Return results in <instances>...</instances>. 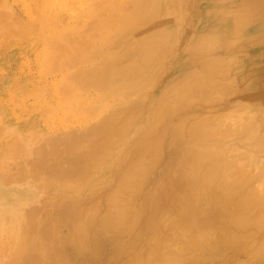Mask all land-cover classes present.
I'll return each instance as SVG.
<instances>
[{
    "label": "bare ground",
    "instance_id": "6f19581e",
    "mask_svg": "<svg viewBox=\"0 0 264 264\" xmlns=\"http://www.w3.org/2000/svg\"><path fill=\"white\" fill-rule=\"evenodd\" d=\"M227 2L226 0H0V6L2 4L5 6L0 10V16L2 14L0 19L7 24L6 26L0 24V27L1 25L6 29L9 27L11 34L18 36L17 31L13 33L14 28V31H11L12 24L9 22V25L7 20H14L12 23L17 22L12 26H17L18 29L23 23L22 20V23L20 21L18 23V17L13 15L10 17L11 10L14 14H22L20 17L25 20L26 24H23L27 25L25 27H28L27 23L30 24L35 20L50 24L52 22V27L44 23L45 28H51L45 31H41L43 29L41 23L39 25L41 30L37 25L39 32H36V28V30L32 29L34 27H31L32 23L30 24L31 29L43 37L45 43L42 42L41 46L43 48L46 44V51L43 49L47 53L50 50H47L48 40L56 39L58 42L59 39L60 44L62 40L64 44L69 41V36L76 35L79 39L86 36L85 29L88 28V32L89 29L94 30L101 41L98 39L97 45L92 46L93 48L87 47L90 51L87 55L84 53L83 57L93 63L78 72H69L73 73L69 76L71 78L69 81H67L69 78L64 76L67 82L63 80L65 82H63L65 84L63 91L73 94L74 97L80 96L82 92H77V87L83 82L86 88L92 87L104 91L103 96L101 91L100 94L95 93L96 97L101 95L97 98L103 99L104 95H109L112 100L111 103L105 104L107 109L105 117L97 123L93 121L94 124L86 129L79 126L80 128L75 127L72 130V127L65 131L64 127L60 134H57L58 130L56 136L52 135L54 137L50 136L51 133H47L48 137L43 138V141L39 138L45 147L40 143L42 151L38 154V160L31 163H36L33 166L37 165L38 171L42 169L41 179L47 175L44 178L48 180L51 177L49 183L51 179L54 180L53 185L50 183L51 188L45 187L47 191L52 189L53 195L51 198L46 194L47 191L46 193L42 191L45 195L41 192L44 198L46 195L47 199L51 198L44 199L47 200L44 201L48 205L47 207L45 205L47 209L40 204L43 201L38 202V205L44 207H41L42 210H46L45 214L39 209L40 205H31L30 202V207L36 206L42 213L39 217L34 214L36 218L42 217L38 222L34 217L30 218L33 215L27 214L29 209H26L25 203L23 211L27 210L26 213L21 207L25 199L30 201L32 188L28 187L25 192L9 194L12 199L20 202L21 205L17 203L16 205L21 214H25L23 220L26 214L32 220L29 223L26 222L28 219L21 220V224L22 221L23 224L28 223V225L24 224L27 226H25L27 230L23 229L25 233H21L20 230L21 234H25L22 235L23 239L27 236V242H21L26 243L28 248L26 252L22 246L26 253L24 252L25 257H22L23 262L20 263L23 250H20V254L19 251L14 250L17 252L11 254L14 264H79L78 260L74 259L76 255L72 256L74 260L68 256L64 257L63 254L68 250L66 247H70L73 254L76 253L78 256L85 254L92 258L101 251V243L105 238L113 242L112 244L110 241L111 245H114V251L110 252L112 256H109V260L107 258L104 264H204L210 259L209 257L211 260L216 257L215 259L219 261L223 256L226 261H231L227 264H264V51L260 52L262 55L259 58H253L256 44L260 39L264 40V26H260L264 24V18H257L261 16L257 11L258 5L252 9V12L244 11L242 8V11L234 17L231 7L236 6V3L227 4ZM238 3L243 7V2ZM246 4L249 8L254 7L252 0H246ZM5 10L10 12L6 13ZM3 12L9 14L7 16L10 20L3 19ZM33 12L37 16L32 15ZM24 28L22 27L23 30ZM27 34L26 31V37L19 35L22 40H27ZM36 34V37H40ZM31 37H34V34L31 33ZM56 40L53 42L56 43ZM93 40L96 39L92 38L90 42ZM86 42L90 43L88 40ZM262 43L259 42L260 45ZM4 46L2 45L3 48ZM80 49H75L78 55L76 54V57L74 55L73 58V63L81 62L75 65L78 69L87 61L81 58V50L84 49ZM58 50L54 53L51 50L52 54L49 55L53 58L47 57L46 60L40 47L35 50L44 56L43 64H48L47 60L51 61L47 70L46 67H44L45 71H40L43 70L41 67L40 70L37 68L43 76L52 75L54 71L56 74V70L62 69V58L67 56L61 52V49ZM38 56L37 58L42 57L39 54ZM35 60L37 64L41 63L39 59L35 58ZM43 64L39 66H45ZM70 69L67 72L73 70ZM29 76L31 79L32 74ZM46 81L52 80L46 79ZM61 81L59 80L60 83ZM56 82L57 86L51 85L53 86L51 89H54L52 92H55L56 87L57 89L61 87H58L60 83ZM46 87L44 89H47ZM27 88L30 89V86ZM238 89L242 93L237 95L236 99L233 97L234 101L229 102L231 103L229 108L238 104L247 106L241 109L240 106H235L239 110L233 108L234 112L232 110L228 112L229 109H226L228 113H225V110L222 113L229 105H226L228 102L224 105L221 101L223 98L220 97L227 92L231 95V92L235 93ZM230 95L228 97L231 99ZM72 96L70 97L74 99ZM77 97L76 99L79 98ZM82 97L84 101L90 102L86 103L90 105L88 108L93 109L96 103L93 106L90 97ZM228 97L225 99H229ZM23 98L19 100L24 101ZM50 99L53 100L51 97ZM80 99L81 97L79 101H75L76 106L78 102L83 101ZM241 99L247 102L241 104L245 102L240 101ZM207 102L210 105L215 104H212L211 109L204 108ZM59 104L60 107L62 106L60 111H64V106L67 104ZM83 104L84 107L88 106H85V102ZM54 107L57 108L59 105ZM95 108L91 110L93 113L96 112ZM51 111L54 109L51 108ZM193 115L197 116L194 120L187 119V117L194 118ZM2 125L1 123L0 128L6 127L5 124L4 127ZM7 128L0 130L7 133V130L13 126ZM18 142L15 140L14 144L22 146V143ZM30 147H27L29 152ZM40 148L37 149L41 150ZM35 155L32 154V157ZM32 159L30 160L29 157L28 161ZM30 165L28 163L31 170L32 165ZM36 174L39 175L38 172ZM28 175L25 174V180L26 176L28 179L35 178ZM37 178L32 182L30 180V183L36 181V185L41 188L43 183L40 184ZM44 178L43 180H46ZM25 180L19 183L16 180L17 183L13 184L22 186L26 184V182L22 184ZM1 182L2 180L0 184L3 185ZM43 182H45L43 185H49L46 181ZM3 183L5 184L4 181ZM36 185L34 187L38 189ZM0 198L5 200L3 197ZM16 205L15 208L12 205H9L12 208L7 206V209L10 208L7 212L5 211L7 209L4 210L10 218L13 209H17ZM17 213L19 215V212ZM17 213L15 212L13 217ZM1 214L0 217L4 215ZM38 214L40 213L37 211ZM3 217L0 219L1 222ZM16 221L20 224V220ZM65 227L68 228L67 233H61ZM12 240L15 242L16 238ZM65 249L67 250L64 251ZM14 255L17 256L18 263L15 262L17 259L13 257ZM10 260L11 258L8 259ZM11 262L8 263L13 264ZM210 262L209 264H212L213 261Z\"/></svg>",
    "mask_w": 264,
    "mask_h": 264
},
{
    "label": "rangeland",
    "instance_id": "374dc122",
    "mask_svg": "<svg viewBox=\"0 0 264 264\" xmlns=\"http://www.w3.org/2000/svg\"><path fill=\"white\" fill-rule=\"evenodd\" d=\"M2 1V0H1ZM225 1V0H224ZM228 1V2H227ZM230 1H232V0H226V2H227V4L229 3V4H234V3H236V6H232L231 8V12H233L234 13V17L239 13V12H241L242 11V8H244V11H251L252 12V9L253 8H255V7H257V5H258V10H257V8L255 9V10H257V11H259V13L258 14H260L261 16L260 17H257V18H264V15H262V14H264V0H252V3H253V6L254 7H250L249 8V5L250 6H252V4L251 3H249V5L248 4H246V0H243V1H241V0H234V1H232V2H230ZM243 2L244 4H243V7L241 6V4L239 5V3L238 2ZM27 3V2H26ZM28 3H29V1H28ZM13 4V3H12ZM246 5H248V6H246ZM4 5L2 4L1 6H0V10H2L4 7H3ZM260 6V7H259ZM262 6V7H261ZM13 7L14 8H16L17 9V7L13 4ZM246 7V8H245ZM14 8H13V10H14ZM6 9V8H5ZM8 10V9H7ZM6 11V10H5ZM10 12V10L7 12L6 11V13H9ZM5 13V14H6ZM3 14H4V12H3ZM5 14H4V17H3V19H5V20H7V19H9L10 20V18H9V16H7V15H9V14H6V16H5ZM20 14L21 13H16V14H14L13 12H12V10H11V12H10V17H12V15L13 16H15L16 18H17V21H18V23H19V21L21 22V20L23 21V23L22 24H20V27H21V25H22V27L24 28L25 26H27V25H23V24H26L24 21L25 20H23V17H20ZM22 15V14H21ZM32 15H36L37 16V14H35L34 12H33V14ZM1 16H2V14H1ZM0 16V17H1ZM15 17H13V18H15ZM33 17V16H32ZM7 18V19H6ZM12 18V19H13ZM18 19H20V20H18ZM31 19V18H30ZM16 20V19H15ZM14 21V20H13ZM12 20L11 21H8L7 20V23L10 25V23L13 25V24H15L16 25V23L17 22H15V23H12L13 22ZM2 22V23H1ZM10 22V23H9ZM32 23V24H31ZM30 24L32 25H30L29 23H27L28 24V27H25L24 28V30L22 29V27L20 28V29H22V30H20V29H18L17 28V26H12V25H10L11 27H12V29H11V31H14L13 30V28L15 29V31L13 32V33H19L22 37L23 36H25L26 35V31H27V35H28V37H27V40H22V37L17 33V35L18 36H16L15 34H11L12 32H10V30H8V29H10L9 27H7V29H6V27H3V25H1V27H0V37H2V38H0V124L2 123L4 126H6V127H4L3 125H2V127H4L5 129L8 127L9 128V126L10 127H12L13 126V128H9V130H7V133H6V131H3L4 130V128H0V129H3V130H0V178H1V176H3V178H1L0 180H2V184L3 185H1L0 184V188H2V189H0V197H3L5 200H2L1 198V202H0V208H2L3 209V211L5 210V209H7L6 207L7 206H11L12 205V207H14L15 208V205H16V203L19 205L20 204V202L18 201V200H16V199H12L11 198V194H13V193H15V192H18V191H22V192H25L26 190H27V188L28 187H30V188H32V190H31V192L32 193H30V201L28 200V199H25L24 200V202L23 203H21L20 205H21V207H23L22 208V211L24 210V208H25V205H26V209H29L28 210V212H27V214H29L30 216H32V217H30L29 215H27L26 214V217H25V220H23L24 219V217L23 216H25V214L23 215V214H21L22 212L17 208V205H16V208L17 209H13V213H11L10 215L12 216V218H10L9 216H8V214H6L5 213V211L7 212V211H9L8 209H10V208H12V207H8V209L7 210H5L4 212L3 211H1L0 212V214L1 213H5L3 216H1L0 217V219H2V217L4 218L3 219V221L1 222V220H0V222H1V224H0V263H2V264H10V263H8V262H13L14 261V259L12 258V256H11V254L13 253V252H15L14 250L16 249V251H19L18 252V254H20V250H23V252L21 251V254L23 255H20L21 257V259L20 260H22V261H19L18 260V258H17V256L16 255H14L13 257H15V259H17L15 262H17L18 263V261H19V263L20 262H23V258L22 257H25V255H24V252H25V250H24V248L26 249V248H28L27 247V245H25L26 243H24L25 241L27 242V236L26 237H24L25 239H23L22 237L25 235V234H21V233H25V231L23 230V229H25L27 226L26 225H28V223L30 222V218H33L34 217V214L36 215V216H41V211L39 212V209H43L44 207H45V205H46V207L48 206L46 203H44V201L46 202L47 200H49V199H51L52 197H51V195H53L52 193V189H48V191H47V189L45 190V187H49L50 186V183H52V185H53V181L54 180H52L51 179V181H50V183L48 182V180L51 178L50 176V178H48V180H47V178H44V177H46V176H44L43 178L44 179H46V180H43V178L41 179V177L43 176V175H40V172H41V174H42V169L40 168V170L41 171H38V167H37V165L34 167L33 165L34 164H36L35 162H34V164L33 163H31V162H33V161H36L37 162V160H38V157H39V153H40V151H42V145H44L43 147H45V144H43V142L41 143L40 141H43L44 139H45V137L47 136L48 137V134L47 133H51V135L50 136H52V135H54V136H56L57 134H60L62 131H63V128L65 129V131L66 130H70V128H72L73 127V129L72 130H74V128L76 127V128H80V127H83V129L85 128L86 129V127H88L89 125H92V124H94V123H92L93 121L95 122V123H97V122H99V121H101L104 117H105V115H106V113H107V109H106V106H105V104L107 105L108 103H111L112 102V100H111V97L109 96V95H104V97H103V99H99V98H97V97H99V96H101V95H99V96H97L96 97V95H95V93L96 94H100V92L99 91H101V94H102V96H103V92H102V90H98V89H92V87H88V88H86L85 87V85H84V83L83 82H81V84H79L80 82L78 81V84H79V86L77 87V92L78 91H80V92H82V93H80V96L79 95H76V96H78L79 98L81 97V99L80 100H83L84 98L82 97V96H85V97H90V101H91V104H93V106H94V104H95V106H94V108L95 107H97V109H96V112H98V113H96L95 111H94V113L91 111V110H93L94 108L92 107V105H91V107L93 108V109H89L90 107V105H88V104H86V103H90V102H86V101H80V102H78L79 101V98L78 99H76V96L74 97V96H72L73 94H69V93H64V91H63V88H64V86H65V82H67V81H69L71 78L69 77V76H71L73 73H75V71L76 72H78V71H80L82 68H85V67H87L90 63H93L92 61H88L87 59V61L85 60V58L83 59V57L85 56V55H87L88 53H89V51L90 50H88L89 48H87V47H92V46H95V45H97V43H98V39H100V41H101V38H97V33H95V31L94 30H92V29H89L90 31V33H92V34H88L89 32H88V28L87 29H85L84 30V32H85V35L84 34H82V36L84 35L85 37H83V38H79V39H77L78 37H76V35H72V37L71 36H69L68 37V40L69 41H67V42H65L66 44H68V45H66L65 43L63 44V40H62V43L60 44V42H59V39H58V42H57V40L56 39H53L52 41L51 40H48V41H46V43H48L47 44V47H49V48H47V50L48 49H50L49 50V53H47V52H45L46 51V44H44V46L45 47H43L44 49H45V51H44V49L42 48V46H41V43L43 42V37H41L40 36V34L39 33H37L38 34V36H40V37H36L35 36V31L34 30H32V29H37V25L39 26L40 25V23H41V27L43 28L42 30H41V27L39 26L38 27V29L40 28V30L41 31H45V30H47V29H51L50 27H52V22H51V24H50V22H40V21H37V20H35V21H32ZM33 23H36V24H33ZM38 23V24H37ZM44 23H45V25H47V26H50L49 28H45V25H44ZM47 23V24H46ZM0 24H4L5 26L7 25L6 24V21H5V23H3V20H1L0 19ZM18 25V24H17ZM34 25V26H33ZM36 25V26H35ZM34 27V28H32L31 29V27ZM46 26V27H47ZM260 26H264V24H261ZM16 27V28H15ZM6 29V30H5ZM20 30V32L18 31V30ZM35 29V30H36ZM38 29L36 30V32L38 31ZM5 32V34L3 35V33ZM17 31V32H16ZM34 31V32H33ZM92 31H94V32H92ZM25 32V34H23ZM39 32V31H38ZM31 33L32 34H34V37H31ZM94 33H95V35H96V37L94 36ZM8 34H10V35H8ZM36 34V35H37ZM20 36V37H19ZM94 39H96L95 41L93 40V42L92 43H94L95 42V44H92L91 42H90V40H92V38ZM11 37V38H10ZM26 37V36H25ZM24 37V38H25ZM42 38V39H41ZM87 38H89V39H87ZM26 39V38H25ZM82 39H83V41H84V43H85V45H83L84 43H83V41H82ZM11 40V41H10ZM56 40V43H58V44H56L55 42H53V41H55ZM74 40V41H73ZM76 40V41H75ZM86 40H88V42H90V43H87L86 42ZM261 40V39H260ZM259 40V42H264V40H261L260 41ZM1 41H2V43H1ZM30 43H29V42ZM80 41H81V43H83V44H81L80 43ZM9 42H10V44H9ZM49 42H51V44H49ZM78 42V44H76ZM259 42L256 44L257 45V47L255 48V50L253 51V48H252V51H253V58H259L262 54L260 53V52H262V51H264V47H262V46H264V43H262L261 45L259 44ZM6 43H8V44H6ZM19 43V44H18ZM26 43V44H25ZM43 43H45V42H43ZM54 43V44H53ZM4 44H5V46H4ZM18 44V47L16 46ZM71 44V45H70ZM73 44V45H72ZM91 46H90V45ZM2 45L4 46V48L2 47ZM8 45V47H6ZM21 45V46H20ZM43 45V44H42ZM50 45V46H49ZM61 45V46H60ZM64 45V46H63ZM66 45V46H65ZM52 46V47H51ZM14 47V48H13ZM40 47V51L42 52V54H44L46 57H45V60H46V58L48 57V59H51V58H53L52 56H50L49 54H52V51H53V53L54 52H58L59 50L58 49H61V52L65 55V56H67V58L66 57H63L62 58V65H61V67H62V69L61 70H59V71H62L63 72V77H61L62 76V72H59L58 70H56V74H54L55 73V71L53 72V76L51 75H47V74H44V76H45V78H44V76L40 73V72H38V70H40L41 68H43V70H40V71H45V68L44 67H46V70L48 69V67L50 66V60H47L48 61V64H49V66H48V64L46 63V64H43L44 62L43 61H45L44 60V56L41 54V52H37V51H39V50H37V51H35L36 49H38ZM61 47V48H60ZM69 47V48H68ZM76 47V48H75ZM81 49H84V50H81ZM98 47H100V44H99V46ZM260 47V48H259ZM52 48V49H51ZM57 48V49H56ZM87 48V49H86ZM93 48V47H92ZM71 49V50H70ZM75 49H80L81 51H82V56H81V58L83 59V60H85L86 61V63L84 64V62L82 61V59H80V61H82L83 63L81 64L82 65V67L81 66H79V68L80 69H78V67H76L75 65L76 64H80V63H73V58H74V55H75V57L78 55V53H76V51L77 50H75ZM45 52H43V51ZM52 50V51H51ZM70 50V51H69ZM88 51V52H86V51ZM92 50V49H91ZM10 51V52H9ZM17 51V52H16ZM36 53H35V52ZM66 51V52H65ZM95 51H97V50H95ZM252 51H251V54H252ZM259 51V52H258ZM9 52V53H8ZM22 52V53H21ZM25 52H26V54H25ZM68 52H71V53H68ZM7 53V54H6ZM47 53V54H46ZM84 53H85V55H84ZM10 54V55H9ZM22 54H24V55H22ZM30 54V55H29ZM36 54H37V56H36ZM38 54L40 55V57L42 56L43 57V60H42V57L41 58H37V57H39L38 56ZM72 54V55H71ZM77 54V55H76ZM7 55V56H6ZM29 55V56H28ZM48 55V56H47ZM63 55V56H64ZM25 56V57H24ZM73 56V57H72ZM24 58H25V60H24ZM35 58L38 60L39 59V61H41V63H39L38 62V64H37V61L35 60ZM65 58V59H64ZM10 59V60H9ZM64 59V60H63ZM72 59V60H71ZM97 59V58H96ZM95 59V62L97 61V60H99V58L96 60ZM68 60V61H67ZM70 60V61H69ZM27 63H26V62ZM35 63H34V62ZM65 61V62H64ZM72 61V62H71ZM29 62V63H28ZM64 63V64H63ZM71 63H73L72 65H71ZM88 63V64H87ZM33 64V65H32ZM41 64H43V65H45V66H39V65H41ZM84 64V65H83ZM20 65H21V67H20ZM30 65V66H29ZM65 65V66H64ZM67 65H69V66H67ZM86 65V66H85ZM3 66H5V68L3 67ZM24 66V67H23ZM74 66H75V68H74ZM29 69H28V68ZM33 67V68H32ZM39 67H41V68H39ZM67 67H69V68H67ZM70 67H71V69H70ZM37 68H39L38 70H37ZM66 68H67V70H72V71H68L67 72V70H66ZM11 69V70H10ZM27 69V70H26ZM26 70V71H25ZM29 70V71H28ZM34 70H35V72H34ZM66 72V74L67 75H65V72ZM4 71V72H3ZM33 71V73H31ZM38 72V74H37V72ZM58 71V72H57ZM12 72H14V73H12ZM71 72H73L72 74H70ZM8 73H10V74H8ZM23 73V74H22ZM45 73V72H44ZM46 73H48V72H46ZM69 73V74H68ZM6 74V75H5ZM29 74L31 75L32 74V78L30 79L29 77ZM33 74H35L34 76L35 77H33ZM61 74V75H60ZM42 75V76H41ZM59 75V76H58ZM2 76V77H1ZM5 76V77H4ZM14 76H16V77H18L17 79H16V77H14ZM22 76V78H19V77H21ZM29 76V77H28ZM52 77V79L50 78V77ZM64 76H66V78H69V79H67V81H65L66 80V78L64 77ZM7 77V78H6ZM47 77V78H46ZM49 77V78H48ZM54 77V78H53ZM59 77H61V79H62V81H61V79L59 78ZM36 78V79H35ZM57 80H56V79ZM65 78V79H64ZM18 79H19V81H18ZM21 79V80H20ZM41 79V80H40ZM42 79H44V80H42ZM46 79L47 80H52L51 82L50 81H46ZM59 80L61 81V83L59 82ZM65 82H64V81ZM11 81H16V82H12V83H17V84H15L16 86H18L19 85V87H15V85H13L12 83H11ZM23 81V82H22ZM33 81H35V82H33ZM36 81H37V83H36ZM41 81V82H40ZM56 81H58L59 83H60V85H58V87H60V88H58L57 89V87L55 88V92H52V91H54V89H51V88H53V86H51V85H56L57 86V82ZM6 82V83H5ZM21 82V83H20ZM46 82V83H45ZM50 82V83H49ZM57 84H56V83ZM64 82V83H63ZM8 83V84H7ZM42 83L45 85H42ZM10 84V85H9ZM32 84H34V85H32ZM48 84H50V85H48ZM62 84H64V85H62ZM13 85V86H12ZM40 85V86H39ZM43 87H42V86ZM55 85H54V87H55ZM81 85V86H80ZM30 86V89L29 88H27V87H29ZM38 87V88H34V87ZM47 86V87H46ZM23 87V88H22ZM47 88V89H44V88ZM80 87H83V88H80ZM85 87V88H84ZM12 88V89H11ZM17 89V90H16ZM23 89V90H22ZM27 89V90H26ZM28 89H29V91H28ZM37 89V90H36ZM48 89H50L49 90V92H46V91H48ZM79 89H81V90H83V91H81V90H79ZM241 89V88H240ZM240 89H238V90H236V92L235 93H233V92H231V95H230V92H227V93H225V94H223L222 95V97H220V98H223L221 101H222V103L224 104L225 102H228L226 105H229V104H231V103H229L230 101H234V98L235 97H237V95H239V94H241L242 92H239L240 91ZM31 90V91H30ZM61 90V91H60ZM92 90V91H91ZM98 90V91H97ZM24 91V92H23ZM57 91V92H56ZM59 91V92H58ZM86 91H88V92H86ZM91 91V92H90ZM232 91H235V90H232ZM14 92V93H13ZM22 92V93H21ZM27 92V93H26ZM31 92H33V93H31ZM61 92H63V94H61ZM84 92V93H83ZM99 92V93H98ZM55 93H60L59 95L57 94H55ZM78 93V94H79ZM92 93V94H91ZM233 93V94H232ZM5 96H7V97H5ZM23 94V95H22ZM32 94H33V96H32ZM36 94V95H35ZM49 94V95H48ZM65 94H67V95H65ZM91 94V95H90ZM226 94H229L230 95V97H231V99L228 97L229 95H226ZM15 95V96H14ZM27 95V96H26ZM41 95H43V97L41 96ZM45 95V96H44ZM56 95V96H55ZM68 95H69V97H68ZM90 95V96H89ZM225 95V96H224ZM23 96H24V98H23ZM31 96V97H30ZM36 98H35V97ZM67 98H66V97ZM70 96H72V97H74V99L73 98H71ZM91 96H93L92 98H91ZM229 98V99H225V98H227V97ZM4 97V98H3ZM10 97H12L11 99H10ZM19 97V98H18ZM40 97V98H39ZM50 97L51 98H53V100L52 99H50ZM60 97V98H59ZM62 97V98H61ZM20 98H23L22 100H24V101H20L21 99ZM28 98V99H27ZM64 98V99H63ZM68 98H71V99H68ZM83 98V99H82ZM105 98V99H104ZM3 99V100H2ZM9 99L11 100L10 102H9ZM18 99V100H17ZM20 99V100H19ZM33 99V100H32ZM40 99H41V101H40ZM56 99H57V101H56ZM68 99V102L66 101ZM73 99V100H72ZM92 99H95V101L94 100H92ZM236 99V98H235ZM29 102H28V101ZM39 100V101H38ZM55 100V101H54ZM61 102H60V101ZM71 100V101H70ZM76 100H78L77 102V106L80 108V109H78V107L76 106V103H75V101ZM111 100V101H110ZM223 100H226V101H223ZM229 100V101H228ZM242 100H244L245 102H241V104L242 103H246L247 101L245 100V99H241L240 101H242ZM43 101V102H42ZM93 101V102H92ZM238 101V100H237ZM236 101V102H237ZM240 101H238L239 103H240ZM250 101V100H249ZM248 101V102H249ZM24 102V103H23ZM28 102V103H27ZM39 102V103H38ZM41 102V103H40ZM49 102H51V104L53 105V103H56V104H54L53 105V107H51L52 105L51 104H49ZM66 102V103H65ZM72 102V103H71ZM74 102V103H73ZM85 102V106H87V107H84V103ZM108 102V103H107ZM237 102V103H238ZM8 103V104H7ZM23 103V104H22ZM45 103V104H44ZM59 103H61V105H62V103H64V104H67V106H64V111L63 110H61L60 111V109H62V106L60 107V104ZM211 103V102H210ZM221 103V104H222ZM39 106H38V105ZM42 104H43V106H42ZM63 104V105H64ZM69 104H71L70 105V107L72 106H76L75 107V109H74V107H73V110H72V107H71V109H69L70 107L68 106ZM98 104V105H97ZM212 104H215V103H212ZM210 105L208 102H207V104L205 103L204 104V108H210L211 106H213V105ZM224 104V105H225ZM51 105V106H50ZM57 106V105H59V107H54V106ZM82 105V106H81ZM97 105V106H96ZM235 105V104H234ZM233 105V106H234ZM243 105V104H242ZM242 105H240V104H238V105H235V106H240V109L241 108H244V107H246L247 105L246 104H244V105H246V106H242ZM105 106V107H104ZM232 107L231 109L229 108L230 107V105L229 106H227L226 108H224L223 109V111H222V113H224V110H225V113H228V112H230L231 110L233 111V108H235L236 110L238 109L239 110V108H236V107ZM32 107V108H31ZM47 107H48V109H50V111H48V109H47ZM85 109H84V108ZM89 107V108H88ZM3 108H4V110H3ZM43 108V109H42ZM51 108H52V110L54 109V111H51ZM212 108V107H211ZM210 108V109H211ZM17 109V110H16ZM23 109V110H22ZM41 109V110H40ZM44 109L46 110V111H44ZM98 109H99V111H98ZM226 109H229V110H227L226 111ZM234 109V110H235ZM79 112H78V111ZM81 110H83V111H81ZM87 110H88V112H87ZM18 111H19V113H18ZM63 111V112H62ZM73 111V112H72ZM76 111V112H75ZM86 112V114H85V112ZM220 110H218V112H219ZM2 112V113H1ZM5 112V113H4ZM15 113V114H12V113ZM32 112V113H31ZM42 112H43V114H42ZM47 112V113H46ZM234 112V111H233ZM236 112V111H235ZM41 113V114H40ZM52 115H51V114ZM77 113H79V114H77ZM84 113V114H83ZM92 115H91V114ZM217 113V111L215 112V114ZM9 116H8V115ZM32 114V115H31ZM62 114V115H61ZM64 114L66 115V116H64ZM90 114V115H89ZM97 116H96V115ZM212 114H214L213 112H212ZM6 115H7V117H6ZM18 115V116H17ZM68 115V116H67ZM81 115H83L84 116V118H83V116H81ZM39 116V117H38ZM189 116V115H188ZM195 115H193V117H194ZM20 117V118H19ZM51 117V118H50ZM63 117V118H62ZM66 117V118H65ZM70 117V118H69ZM197 116H195L194 118H189V117H187V119L188 120H194L195 118H196ZM198 117H200V116H198ZM3 118V119H2ZM18 118V120H15V119H17ZM38 118V119H37ZM47 121V123H45V120ZM62 118V119H61ZM81 118V119H80ZM7 119V120H6ZM55 119H57V120H55ZM61 120V121H59V120ZM67 119V120H66ZM11 120V121H10ZM20 120V121H19ZM43 120H44V122H43ZM63 121V122H62ZM67 121V122H66ZM69 121V122H68ZM74 121H79L78 123L77 122H74ZM9 122V123H8ZM42 122V123H41ZM52 122V123H51ZM85 122H86V124H85ZM18 123V124H17ZM25 123V124H24ZM28 123V124H27ZM59 123V124H58ZM65 123V124H64ZM69 123V124H68ZM72 123V124H71ZM88 123V124H87ZM43 124V125H42ZM47 124V125H46ZM52 124H54V125H52ZM71 124V125H70ZM81 124V125H80ZM83 124V125H82ZM49 125V126H48ZM64 125V126H63ZM73 125V126H72ZM14 126H15V128H14ZM57 126V127H56ZM80 126V127H79ZM85 126V127H84ZM69 127V128H68ZM7 128V129H8ZM50 128V129H49ZM14 129V130H13ZM58 130H59V132H58ZM4 132V133H2V132ZM16 131H18V133L16 132ZM61 131V132H60ZM41 132V133H40ZM43 132V133H42ZM54 132V133H53ZM58 132V133H57ZM55 133H57L56 135H55ZM14 134V135H13ZM5 135H7V137L5 136ZM13 135V136H12ZM12 136V137H11ZM54 136H52V137H54ZM60 136V135H59ZM13 138H14V141L15 140H17V142L19 141L20 143H22L21 145L22 146H20V145H18L17 144V146H16V143L14 144V141H12L13 140ZM15 138H17V139H15ZM18 138H20V140L18 139ZM37 138H38V141H39V138H42L40 141H39V143H38V141H37ZM44 138V139H43ZM30 141V143H28L29 141ZM37 142H36V141ZM5 141V142H4ZM25 141H27V143H25ZM31 141H33V142H31ZM4 142V143H3ZM18 142V143H19ZM9 143V144H8ZM19 143V144H20ZM37 144L36 146H34V144ZM42 145H41V144ZM6 144H8L7 146H6ZM23 144H24V146H23ZM26 144V145H25ZM39 144L41 145V146H39ZM10 145V146H9ZM30 147V146H34L33 148H31V150H30V152H29V150L27 149V147ZM41 147L40 149L41 150H38L37 148H39V147ZM3 147V148H2ZM15 147L17 148V149H15ZM24 147H25V149H24ZM29 148V149H30ZM7 151H6V150ZM12 149H13V151L15 152H13L12 151ZM15 149V150H14ZM19 149H21V150H19ZM27 149V150H26ZM34 149L36 150V151H34ZM44 149V148H43ZM17 150V151H16ZM33 150V151H32ZM24 151H25V153H24ZM26 151H28V152H26ZM37 151H39V152H37ZM8 152V153H7ZM32 152V153H31ZM23 153V154H22ZM29 153H31L30 154V160L32 159V158H34L35 156H36V158H34V159H32V161H28V159H29V157H28V155H29ZM34 153H36V155L34 154ZM19 154V155H18ZM26 154V155H25ZM32 154L33 155H35V156H33L32 157ZM12 155V157H10ZM25 157H24V156ZM19 156V157H18ZM26 159H24L23 157ZM18 157V160H20V162L16 159ZM28 157V158H27ZM32 157V158H31ZM20 158V159H19ZM21 159H23V160H21ZM36 159V160H35ZM17 163H16V162ZM22 162H25V163H22ZM6 163V164H5ZM28 163L29 164H31L30 166V168H31V170H33V171H35L34 173H30V172H33V171H31L30 169H29V167H28ZM22 164H23V166L25 167H23L22 166ZM7 165V166H6ZM9 165V166H8ZM11 165V166H10ZM18 165H20V167L18 166ZM12 166H13V168H12ZM17 169H16V168ZM24 168V169H23ZM4 169V170H3ZM9 169V170H8ZM10 169H12V170H10ZM2 170V171H1ZM23 170V171H22ZM24 170H25V172H24ZM28 170V171H27ZM29 170H30V172H29ZM37 170V171H36ZM5 172V173H4ZM16 172V173H15ZM30 174H29V173ZM39 173V175H37L36 173ZM21 173V174H20ZM17 174H19V175H17ZM25 174L26 175H28V177H35V178H32V179H28L27 178V176H26V180L24 179L25 178ZM36 174V175H35ZM6 175V176H5ZM10 176V177H9ZM18 176H19V178L21 179L20 181H19V178H18ZM24 176V177H23ZM5 177H6V179H5ZM36 177H38L37 178V181L39 182H41L40 184H45V182H43V181H46V183H49V185H47V186H45V185H41V188H40V186L38 187L36 184H37V182L35 181V182H33V183H30V180H31V182H32V180H36ZM10 178V179H9ZM15 178H18V179H15ZM5 179V180H4ZM8 179V180H7ZM27 179H28V182H26L27 181ZM42 181H41V180ZM17 180V182L19 183V182H21L22 180H25V181H23L22 182V184L24 183V182H26V184H23L22 186H20L19 184L18 185H15V184H13V183H17V182H15ZM3 181L5 182V184L3 183ZM10 181V182H9ZM11 181H14V182H11ZM7 183H8V185H7ZM9 183H12L11 185H9ZM21 184V183H20ZM39 184V183H38ZM39 184V185H40ZM4 185H7V186H4ZM27 185V186H26ZM32 185V186H31ZM34 185H36L37 187H38V189H36V187H34ZM51 185V186H52ZM15 186V187H14ZM17 186V187H16ZM51 186H50V188H51ZM10 187V188H9ZM21 187V188H20ZM15 188V189H14ZM33 188L35 189V190H33ZM40 188V189H39ZM44 188V189H43ZM45 192V191H47L48 193H46L47 195L49 194V196L51 197V198H48L47 199V195H46V198H44L43 196H41V192ZM10 192V193H9ZM42 192V194L43 195H45V193H43ZM40 193V195H38ZM10 194V195H9ZM40 196V198H38ZM48 196V197H49ZM35 198V199H34ZM42 198V199H41ZM31 199H32V201H31ZM38 199V200H37ZM44 199H47V200H44ZM27 200L29 201L28 203H29V207L32 205V204H37L38 205V202L40 203V201L42 202V203H40V204H42V205H44V207L42 206V205H40V207H39V209L36 207V206H34L35 208H33V206L32 207H28V203H27ZM26 201V202H25ZM30 202H32L31 203V205H30ZM6 205H5V204ZM25 203V205H23ZM4 204V205H3ZM38 205V206H39ZM19 207V206H18ZM41 207H43V208H41ZM45 207V209H47ZM37 208V209H36ZM31 209L33 210V211H31ZM34 209H36L37 211H38V213H40V214H38L37 215V211L36 210H34ZM14 210H18V211H15L16 213L17 212H19V215H18V213L16 214V215H14V217H13V214H15V212H14ZM26 211L27 210H25V211H23L24 213H26ZM42 211H44V214H45V211L46 210H42ZM34 212V213H33ZM32 213V214H31ZM43 214V215H44ZM2 215V214H1ZM8 216V217H7ZM7 217V218H6ZM28 217H30V218H28ZM14 218V220L12 221V219ZM10 219V220H9ZM26 219H28L27 221H26ZM34 219H37L38 220V222H40L39 220L41 219L42 220V217H40V218H36V217H34ZM33 219V220H34ZM6 220V221H5ZM16 220H20V224H21V220H23V221H26V222H28V223H26V222H24V224H26L25 226H24V224H23V221H22V224L20 225L19 224V222H17ZM36 220V221H37ZM5 221V222H4ZM32 221V220H31ZM35 221V220H34ZM5 223H7V224H5ZM14 223V224H13ZM18 223V224H17ZM17 224V225H16ZM7 225V226H6ZM24 226V228H23V226ZM5 226V227H4ZM12 228V229H11ZM14 229V230H13ZM66 229H68V228H64V229H62V231H61V233L62 232H64V233H67V231L68 230H66ZM12 230V231H11ZM20 230H21V233H20ZM26 230H27V228H26ZM14 231H16V232H14ZM22 231H24V232H22ZM13 233V234H12ZM12 234V235H11ZM21 234V236H19ZM23 235V236H22ZM26 235H27V231H26ZM14 236V237H13ZM12 238H16V240H14L15 242H13V240H12ZM20 238H22V239H20ZM2 239V240H1ZM6 239V240H5ZM106 239V238H105ZM105 239H103L102 241L104 242H102L101 243V251H98V253H97V255L95 256H93L92 258H91V256H89L88 257V255H86L87 256V258H86V256H85V254L84 255H82V254H80V255H82L81 257H80V255L78 256V254H76L75 252V254H73L72 252V249H71V251H70V247H66L67 249H65L64 251H66V253L65 254H63L64 255V257L65 258H67V256L68 257H71L70 259L72 260L73 259V257H75V255H76V257L74 258V259H76L75 261H77V263H79V264H85V262H86V264H104L106 261H107V258H108V260H109V256H112V254L111 253H113V252H111L112 250L114 251V248H113V246L114 245H111V243L113 244V242L111 241V243H110V241H109V239L107 240L106 239V241H104ZM18 240H20V241H18ZM4 241H6V243L4 242ZM21 241H24V242H21ZM108 241V242H107ZM3 242V243H2ZM20 244V243H22V245H19L18 243ZM11 243V244H10ZM14 245H13V244ZM5 244H7V246L5 245ZM9 244H10V246L12 247L13 246V248L11 249V247L9 246ZM25 245V246H24ZM105 245V246H104ZM15 246H18V247H20V249L17 247H15ZM24 248H23V247ZM111 246V247H110ZM2 247H4L3 248V250H2ZM6 247V248H5ZM23 249H22V248ZM103 247V248H102ZM10 248V249H9ZM18 249V250H17ZM11 250V251H10ZM100 250V249H99ZM69 251V252H68ZM109 251V252H108ZM26 252H27V249H26ZM25 252V253H26ZM111 252V253H110ZM10 253V254H9ZM63 253V252H62ZM104 253V254H103ZM15 254H17V252H15ZM111 254V255H110ZM66 255V256H65ZM71 255V256H70ZM103 255V256H102ZM106 255V256H105ZM11 256V257H10ZM19 256V255H18ZM73 256V257H72ZM85 256V257H84ZM77 257H78V259H77ZM11 258V260L10 261H8V259H10ZM79 258H81L80 260H79ZM84 258V259H83ZM210 258V259H209ZM208 259V261L206 260V262H204V264H209V261H213L212 262V264H215L216 262L219 264H221V262L223 263H225V264H227V262L228 261H226L225 259H224V256L223 257H221V259H220V256H219V261H218V259H215V258H212L213 260H211V257H209ZM218 258V257H217ZM6 259H7V261H6ZM13 259V260H12ZM73 259V260H74ZM93 259V260H92ZM215 259V260H214ZM81 260H83V261H81ZM106 260V261H105ZM80 261V262H79ZM105 261V262H104ZM11 262V263H12ZM210 262V263H211ZM229 262H231V261H229ZM228 262V263H229ZM18 263V264H19ZM216 263V264H217ZM223 263V264H224ZM13 264H14V262H13ZM16 264V263H15ZM22 264V263H21Z\"/></svg>",
    "mask_w": 264,
    "mask_h": 264
}]
</instances>
